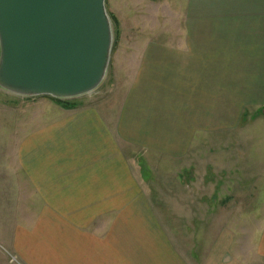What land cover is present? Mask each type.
<instances>
[{"label": "crops", "instance_id": "crops-1", "mask_svg": "<svg viewBox=\"0 0 264 264\" xmlns=\"http://www.w3.org/2000/svg\"><path fill=\"white\" fill-rule=\"evenodd\" d=\"M188 12L173 46L132 54L138 62L124 90L50 109L15 149L5 197L30 204L21 217L47 225L48 239V229L80 236L79 264H192L145 194L136 151L180 161L200 139L233 133L244 115L264 110V0H191ZM255 179L264 188V167Z\"/></svg>", "mask_w": 264, "mask_h": 264}, {"label": "rangeland", "instance_id": "rangeland-1", "mask_svg": "<svg viewBox=\"0 0 264 264\" xmlns=\"http://www.w3.org/2000/svg\"><path fill=\"white\" fill-rule=\"evenodd\" d=\"M190 4L191 0H105L112 29L106 75L88 96L67 100L74 108L66 110L92 104L94 96L124 90L138 62L132 54L152 44L172 45L181 35L178 21L185 9L184 16L189 17ZM53 108L62 107L47 97L22 98L0 90V264L80 262V236L56 232L53 236L54 229H48L52 234L48 239L47 225L37 228L21 217L20 210L24 217L29 215L30 204L17 205L14 194L5 197L8 190L3 187L14 183L10 169L15 164V149L38 126L37 118L46 117ZM263 118L264 110L244 115L235 132L200 139L180 161L136 151V172L141 171L145 194L192 264L206 259L210 264H264L255 255V228L260 226L264 208V188L257 187L255 179L264 167V123L256 121ZM18 234L22 236L16 240ZM52 237V251H47ZM39 238L43 246L37 245Z\"/></svg>", "mask_w": 264, "mask_h": 264}, {"label": "water", "instance_id": "water-1", "mask_svg": "<svg viewBox=\"0 0 264 264\" xmlns=\"http://www.w3.org/2000/svg\"><path fill=\"white\" fill-rule=\"evenodd\" d=\"M112 29L105 0H0V90L67 101L107 72Z\"/></svg>", "mask_w": 264, "mask_h": 264}, {"label": "trees", "instance_id": "trees-1", "mask_svg": "<svg viewBox=\"0 0 264 264\" xmlns=\"http://www.w3.org/2000/svg\"><path fill=\"white\" fill-rule=\"evenodd\" d=\"M47 98H49L50 100L54 101L56 104L60 105L62 108H65V109L74 108L73 103H69L68 101L54 100V99H52L50 97H47Z\"/></svg>", "mask_w": 264, "mask_h": 264}]
</instances>
